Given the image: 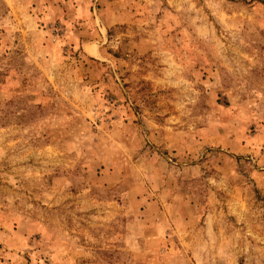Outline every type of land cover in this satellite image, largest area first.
<instances>
[{
  "label": "rangeland",
  "instance_id": "obj_1",
  "mask_svg": "<svg viewBox=\"0 0 264 264\" xmlns=\"http://www.w3.org/2000/svg\"><path fill=\"white\" fill-rule=\"evenodd\" d=\"M0 264H264V0H0Z\"/></svg>",
  "mask_w": 264,
  "mask_h": 264
},
{
  "label": "crops",
  "instance_id": "obj_2",
  "mask_svg": "<svg viewBox=\"0 0 264 264\" xmlns=\"http://www.w3.org/2000/svg\"><path fill=\"white\" fill-rule=\"evenodd\" d=\"M83 50L85 51V52H90V54L92 53V56L94 55V54H96V53H98V50L96 49V48H94L93 46H92V44H83Z\"/></svg>",
  "mask_w": 264,
  "mask_h": 264
}]
</instances>
